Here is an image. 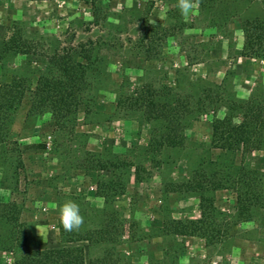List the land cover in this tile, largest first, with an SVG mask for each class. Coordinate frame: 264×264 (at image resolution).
Listing matches in <instances>:
<instances>
[{
	"label": "rangeland",
	"instance_id": "374dc122",
	"mask_svg": "<svg viewBox=\"0 0 264 264\" xmlns=\"http://www.w3.org/2000/svg\"><path fill=\"white\" fill-rule=\"evenodd\" d=\"M191 2L184 17L178 0H0V83L17 77L31 90L39 76L59 74L51 58L64 52L86 64L88 83L71 129H57L46 110L31 111L29 92L11 115L0 142V211L16 221L0 217V264L64 245H80L84 264L106 247L117 264H264V209L234 223L235 191L226 180L241 173L264 192V149L221 150L210 142V122L228 112L229 101L264 94V56L239 55L243 21L263 18L264 0ZM147 33L156 38L149 54ZM143 84L186 101L181 146L152 150L159 124L118 107ZM91 152L117 167H88ZM193 172L205 184L229 186L204 192L217 219L230 222L221 242L161 230L169 220L199 217L197 192L170 189ZM67 201L83 217L73 231L60 224ZM100 230L116 242L61 241Z\"/></svg>",
	"mask_w": 264,
	"mask_h": 264
},
{
	"label": "trees",
	"instance_id": "16d2710c",
	"mask_svg": "<svg viewBox=\"0 0 264 264\" xmlns=\"http://www.w3.org/2000/svg\"><path fill=\"white\" fill-rule=\"evenodd\" d=\"M244 40L239 55L245 57L264 56V17L247 18L243 21ZM145 52L150 53L153 35L145 34ZM59 68L58 75H41L33 89H29L21 78L14 77L9 82L0 83V142L5 141L11 115L27 92L30 93L31 111L46 110L57 129H71L74 125L75 113L83 105L84 93L88 88L85 79L86 64L73 59L69 52L56 53L51 58ZM118 107L139 111L148 121L159 124L153 128L155 134L149 139L152 150L163 147L181 146L185 139L184 119L189 112L186 101L182 98L169 99L167 94L156 91L149 84L134 88L129 94L117 100ZM228 112L210 122V142L221 150H238L252 152L264 149V94L250 95L246 99L229 101ZM91 164L98 170L117 167L112 160L100 159L93 152L89 153ZM235 191V211L237 220H251L254 211L264 209V192L257 187L255 178L238 174L235 178H227ZM205 184L197 173L185 181L171 185V190L195 191L198 193L199 217L195 219H172L163 223V233L175 236L199 235L211 242H221L227 237L229 223L225 217L217 219V211L211 196L204 192L217 188L229 187L224 181L209 180ZM97 195L105 200L107 194L97 191ZM0 217L16 221V216L0 211ZM17 228H19L17 226ZM106 230L97 231L98 237L92 238L89 233L80 236H67L61 241L72 243L86 240L89 244L98 242H116L115 237ZM16 246L24 245L22 237L16 236ZM118 256L110 247L103 249L98 257H91L88 264H117ZM84 252L80 245H64L59 247L35 248L20 252L14 256L13 264H84Z\"/></svg>",
	"mask_w": 264,
	"mask_h": 264
},
{
	"label": "clouds",
	"instance_id": "9594fccd",
	"mask_svg": "<svg viewBox=\"0 0 264 264\" xmlns=\"http://www.w3.org/2000/svg\"><path fill=\"white\" fill-rule=\"evenodd\" d=\"M177 7L180 14L184 17L193 13L194 10V5L191 0H178ZM59 219L60 224L65 231L76 230L83 223V217L80 214L79 206L72 201H67L60 205Z\"/></svg>",
	"mask_w": 264,
	"mask_h": 264
}]
</instances>
